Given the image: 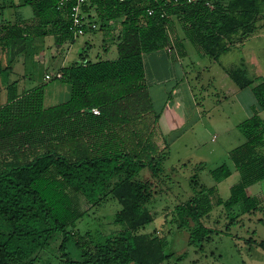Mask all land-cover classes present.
I'll return each mask as SVG.
<instances>
[{"label":"trees","instance_id":"16d2710c","mask_svg":"<svg viewBox=\"0 0 264 264\" xmlns=\"http://www.w3.org/2000/svg\"><path fill=\"white\" fill-rule=\"evenodd\" d=\"M262 1L88 0L81 6L84 14L94 11L86 18L97 25L86 30L117 25V56L81 55L60 67L53 77L70 85V98L54 105H45L43 84L22 92L16 81L7 84L0 104V264H37L57 232L62 249L70 238L81 248L79 261L67 258L71 264H164L172 257L165 252L166 235L143 231L155 217L146 206L154 190L153 180H139L138 173L148 167L159 176L168 148L150 94L147 55L169 48L175 59L186 53L181 39H188L216 61L255 31ZM73 3L58 8V0H20L33 16L0 22V74L12 42L49 34L57 44L73 40ZM180 31L183 37L173 42L171 35ZM227 69L240 88L251 86L255 110L239 124L245 140L230 150L240 179L229 197L193 179L191 195L174 207L176 226L188 229L190 242H202L212 231L203 219L215 204L227 210L239 205L248 213L261 208L247 188L264 179V119L258 113L264 109V77H248L240 66ZM231 171L222 163L211 174L219 180ZM106 198L121 205L114 221L122 227L94 240L75 231L87 209L82 202Z\"/></svg>","mask_w":264,"mask_h":264},{"label":"rangeland","instance_id":"374dc122","mask_svg":"<svg viewBox=\"0 0 264 264\" xmlns=\"http://www.w3.org/2000/svg\"><path fill=\"white\" fill-rule=\"evenodd\" d=\"M19 3L20 0H0V22L33 16L30 5ZM95 19L100 24V20ZM104 33L97 29L93 34L84 33L60 45L56 44L54 36L48 35L43 39L45 44L38 55L34 47L27 49L30 38H22L17 44L12 42L6 56H15L20 64L17 69L4 70L0 83L2 80L6 84L16 81L19 90L43 84L46 106L64 102L70 98V85L53 77L61 66L70 64L82 54L93 59L101 49H104L100 51L103 58L117 56L115 42L112 43V38L105 39ZM181 40L186 53L177 62L174 60L176 63L172 64L171 70L162 67L158 71L161 81L150 77V94L154 108L160 114L159 128L168 148H165L167 156L159 176L154 177L148 167L138 173L139 180H153L154 190L153 198L146 206L155 217L143 231L166 235L165 252L173 255L164 264H264V247L260 245L264 242V180L249 188L250 194L260 198L261 208L248 213L240 212L239 205L227 210L223 204H215L203 219L212 231L202 242H190L188 229L176 226L174 207L191 195L193 179L205 187L216 186L223 199L229 197L231 186L240 179L230 150L245 140L239 124L255 110L251 86L240 89L227 74V68L239 64L244 53L241 48L234 46L214 61L210 56L200 54L188 39ZM19 44L26 47L17 49ZM46 72L51 78H45ZM170 72L172 78L164 80ZM246 73L254 76L251 68H247ZM258 113L264 118L263 110L259 109ZM158 141L163 147L160 136ZM222 163L232 171L229 176L217 180L211 170ZM81 206L87 209L75 227L80 235L88 232L86 237L94 240L122 227L114 221L121 208L115 199L106 198L94 205L82 202ZM61 240L62 233H55L37 264H71L67 258L74 262L81 259V248L74 238L67 241L64 249L60 247Z\"/></svg>","mask_w":264,"mask_h":264},{"label":"crops","instance_id":"0c3cea01","mask_svg":"<svg viewBox=\"0 0 264 264\" xmlns=\"http://www.w3.org/2000/svg\"><path fill=\"white\" fill-rule=\"evenodd\" d=\"M93 13H94V11H91L90 14L85 13V15L87 16V15H91ZM28 18H31V17H27L25 19H28ZM92 19L93 18H90V19H88V21H91ZM93 21H94V19H93ZM256 24H257V27H256L255 31L252 34H250L247 37L243 38L241 41H236L234 43V45H232L230 47V49L232 47L236 46V47L241 48V50L244 52L242 57L239 60V64L238 63L235 64L236 66H240L245 72H246L247 68L248 69L249 68L253 69L254 76H252V77H257V76L258 77H264V1H262L260 3V17H259V19H258ZM95 31L96 30H92V31L91 30H86L85 33L91 32L93 34V33H95ZM103 31H105V33H104V37H106L105 39L112 38L113 39L112 43L116 42V38L118 36L119 29H118V27H117V25L115 23H113L111 28L103 30ZM49 35H52V34H49ZM47 36L48 35L35 36L33 38H30V40H31V41L29 40L30 41V45H27V49H29L30 47H34V49H35V51H37V55H38L39 53H41V49H43V46L45 44V40H43V39H45ZM171 36L174 39H175V37L176 38L177 37L181 38V33L177 34L176 36L174 34L171 35ZM105 39H104V41H105ZM172 41H173V39H172ZM57 45H60V44H57ZM88 45H91V44H88ZM23 47H26L25 44H24ZM230 49H228L224 53H227ZM101 50L103 51L104 49H101ZM101 50H98L99 52H97V54L95 55V58H93V59L89 58L86 54H82V56L86 57L87 60H89V59L90 60H96L98 58H103V56H101V53H100ZM6 52H8V51H6ZM6 52H4L2 54V65H3V67L5 68V70L6 69H8V70L9 69L10 70L17 69L19 64H20V61L18 60V58H15V56H13L11 58L12 55L9 58H7ZM172 52H173L172 49L164 48V49L151 51V52L148 53V55H147L149 57V59H148V67H149L150 74H152V77H154V81H158V82L161 81L159 79V77H158V71H160L162 67L163 68L164 67H168L169 70H171L172 69V64L177 62V59L180 56L178 54H176V58L174 59ZM16 54H17V52H16ZM174 60L176 62H174ZM231 66L236 67L234 65H231ZM46 74H47V72L45 73V75ZM1 75L2 74H0V76ZM247 76L250 77L248 74H247ZM169 78H172V73L171 72H170L168 77H164V80H166V79L168 80ZM6 86H7V84L4 83L3 80H2V83H0V104L3 103L5 101V99H6V91H7L6 90ZM240 89H242V88H240ZM24 90H26V89L23 88L22 90H19V88H18V92H22ZM255 105H256V100H255ZM261 110H263V113H264V109H261ZM261 180H264V179H261ZM259 181H257V182H259ZM257 182H254L253 184H255ZM253 184H251L250 186H252ZM250 186L247 188V192L248 193H249ZM250 195L255 196L256 198H258L260 200V198L258 196H256L255 194H250Z\"/></svg>","mask_w":264,"mask_h":264},{"label":"built area","instance_id":"2783aa9c","mask_svg":"<svg viewBox=\"0 0 264 264\" xmlns=\"http://www.w3.org/2000/svg\"><path fill=\"white\" fill-rule=\"evenodd\" d=\"M73 0H58V8L64 6L65 4ZM88 0H74V3L71 6L70 11V29L73 31L75 36L82 35L86 32L87 27L95 28L96 23L90 22L85 19L86 15L83 13L81 6L86 3ZM152 11L149 10V13ZM57 76H60V73H56ZM45 78H51V75L47 73ZM94 113H98L97 109H93Z\"/></svg>","mask_w":264,"mask_h":264}]
</instances>
